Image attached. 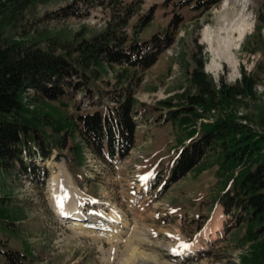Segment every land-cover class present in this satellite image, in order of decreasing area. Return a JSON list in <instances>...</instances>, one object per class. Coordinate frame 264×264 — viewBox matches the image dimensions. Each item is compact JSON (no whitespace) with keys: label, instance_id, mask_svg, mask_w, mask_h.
Segmentation results:
<instances>
[{"label":"rangeland","instance_id":"obj_1","mask_svg":"<svg viewBox=\"0 0 264 264\" xmlns=\"http://www.w3.org/2000/svg\"><path fill=\"white\" fill-rule=\"evenodd\" d=\"M73 1L33 0L15 21L6 24L0 20L3 37L59 53L102 32L114 17L113 11L132 6L138 10L124 30L141 41L150 40L168 28L171 4L178 0H116L113 7L111 0H82L80 16H62L59 11ZM223 1L206 12L181 11L184 21L178 24L173 44L151 67L131 69L138 113L134 117L135 146L125 159L103 161L82 147L84 165L74 169L64 155H75L68 149L59 155L60 150L54 149L50 159L25 158L45 167L37 175L0 169V197L8 201L0 212V249L16 248L24 253V257L19 255V264H257L253 250L258 244L264 245V237L249 241L246 223L237 224L224 214L217 196L228 176L215 154L177 181H168L182 146L178 138L187 144L188 137L165 121V109H153L160 107V101L196 92L191 73L201 60L215 84L235 85L243 74L253 79L252 92L232 99L230 108L264 133V0L250 1L255 26L236 51L240 73L235 79L226 64L218 72L209 69L211 54L202 36L206 25H217ZM144 14L147 21L134 26ZM121 70L117 65L93 66L87 70L91 93L79 89L60 101L38 100L26 105L31 109L27 116L51 131L57 120L67 122L79 112L113 105L115 94L129 85L125 79L119 82ZM29 100L25 98V103ZM74 143L83 146L79 137ZM62 170L80 195L81 221L89 227L85 233L90 236L73 237L71 226L76 220L63 217L64 209L58 210L56 200L48 198ZM65 204L67 208L73 206L67 199ZM112 214L119 220L111 218ZM218 214L220 229L205 237ZM193 245L196 249L191 251ZM134 248L144 253L141 258L133 257ZM0 264H10L1 250Z\"/></svg>","mask_w":264,"mask_h":264},{"label":"trees","instance_id":"obj_2","mask_svg":"<svg viewBox=\"0 0 264 264\" xmlns=\"http://www.w3.org/2000/svg\"><path fill=\"white\" fill-rule=\"evenodd\" d=\"M32 1L0 0L1 22L15 21ZM81 1L74 0L59 13L80 16ZM115 1H110L112 7ZM220 1H174L168 28L145 41L124 30L138 10L125 7L117 13L113 11L114 17L102 32L90 40L69 45L59 53L9 41L0 30V169L37 175L44 172L45 167L33 161L28 163L25 158L50 159L54 149L60 150L59 155L64 149L75 155H64L72 168L84 165L83 148L90 149L103 161L125 159L135 146L137 128L134 117L138 110L131 81L135 73L131 69L151 67L159 54L173 44L178 24L184 21L181 11L206 12ZM146 18V14L141 15L134 26H142ZM103 64L120 66L119 82L129 81L122 92L115 94L113 105L94 112H79L67 122L57 120L52 123L51 131L27 116L31 109L26 105L38 100L60 101L70 98L79 89H85V94L91 93V76L87 70ZM191 81L196 89L194 94L169 98L160 101V107H153L154 112L165 109V121L178 128L180 135L188 137L187 144L178 138L182 146L174 158L168 181H177L205 157L215 154L228 176L217 202L224 214L233 217L237 224L246 223V237L254 242L264 237V133L230 108L232 99L252 92L253 79L243 74L235 85L215 84L204 71L203 61L199 60L191 73ZM25 98L31 100L25 103ZM77 137L83 146L75 145ZM7 204L8 201L0 197V212ZM258 245L259 248L253 250L254 261L264 264V245ZM0 250L10 264H19V255L25 256L16 248Z\"/></svg>","mask_w":264,"mask_h":264},{"label":"bare ground","instance_id":"obj_3","mask_svg":"<svg viewBox=\"0 0 264 264\" xmlns=\"http://www.w3.org/2000/svg\"><path fill=\"white\" fill-rule=\"evenodd\" d=\"M250 1L251 0H224L218 15L217 25H206L202 32L203 42L207 45L208 51L211 54L209 69L218 72L219 69L226 64L231 70L232 79H235L240 73L236 51L240 49L245 38L252 32L255 26L254 17L252 13L249 12ZM52 186L53 189L50 192L51 196L48 198L56 200L55 205L58 210L64 209L62 211L63 217L72 218L74 221L76 220V224L74 223V225L71 226L73 237L90 236L91 234L85 233V230L89 229V227L81 221L82 215L80 211L82 210L79 209L80 195L75 190L65 170H62L61 174L54 179ZM66 199L72 203V207H66ZM110 217L119 220L114 214L110 215ZM218 217L219 214L215 218L216 224L214 227L205 231V237H210L220 229L221 223L218 220L220 217ZM101 229L106 230L105 225H101ZM189 248L191 251L196 249L195 245ZM143 254L144 253L134 248L133 257H140Z\"/></svg>","mask_w":264,"mask_h":264},{"label":"snow or ice","instance_id":"obj_4","mask_svg":"<svg viewBox=\"0 0 264 264\" xmlns=\"http://www.w3.org/2000/svg\"><path fill=\"white\" fill-rule=\"evenodd\" d=\"M183 247H187L186 245H184Z\"/></svg>","mask_w":264,"mask_h":264}]
</instances>
